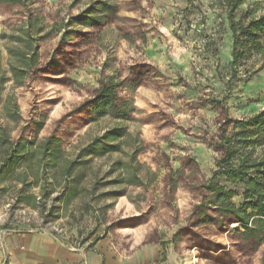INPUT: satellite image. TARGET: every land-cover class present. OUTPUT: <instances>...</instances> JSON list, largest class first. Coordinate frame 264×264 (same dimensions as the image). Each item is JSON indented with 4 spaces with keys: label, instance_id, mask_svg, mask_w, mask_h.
<instances>
[{
    "label": "rangeland",
    "instance_id": "rangeland-1",
    "mask_svg": "<svg viewBox=\"0 0 264 264\" xmlns=\"http://www.w3.org/2000/svg\"><path fill=\"white\" fill-rule=\"evenodd\" d=\"M99 1L0 2V130L11 141L34 140L27 170H36V145L47 136L74 159L109 128L127 133L118 150L76 158L66 181L26 187L36 198L45 188L43 213L14 203L20 184L12 178L3 184L0 264L15 261L12 248L23 237L71 250L96 237L118 246L158 243L177 264H264V242L255 247L236 224L196 225L193 211L220 129L264 108V28H248L264 14V0H242L236 9L221 0H104L111 13ZM82 13L98 24L74 22ZM23 29L41 37L38 63L15 85L9 65ZM112 74L123 82L118 98L132 103L131 117L90 121L82 104ZM8 97L18 118L4 109Z\"/></svg>",
    "mask_w": 264,
    "mask_h": 264
},
{
    "label": "trees",
    "instance_id": "trees-1",
    "mask_svg": "<svg viewBox=\"0 0 264 264\" xmlns=\"http://www.w3.org/2000/svg\"><path fill=\"white\" fill-rule=\"evenodd\" d=\"M5 1L15 0H0V2ZM221 1L230 6V9H236L242 2V0ZM98 4L102 12L115 11V7L104 0L99 1ZM89 10L87 13L91 14L97 9ZM72 19L78 24L90 27L98 24L95 17L83 13ZM253 27L264 28V14L249 21L248 28L253 30ZM33 34L30 30L23 29L15 37L20 46L11 53L18 60L16 64L9 65L15 85H20L27 70L38 63L37 40L41 37L36 38ZM5 80L6 78L0 75V91ZM122 85L123 82L114 74L100 79L92 98L82 104V108L89 111L90 121L107 115L122 121L130 119L133 112L132 103L118 98ZM10 100L8 97L4 109L9 117L18 118L16 103L10 105ZM126 135V129L122 126L109 128L81 147L74 159L64 157L59 149L58 140L53 135L47 136L36 145L37 167L32 172L23 164L34 152L30 150L34 140L11 141L1 129L0 190L6 189L3 184L12 178L20 184L14 195V203L27 204L43 213L44 198L47 196L45 188L43 187L40 197L36 198L26 187L37 181L45 185H53L58 176L66 181L78 162L76 158L101 156L118 150V142ZM213 146L217 157L209 177L201 186L200 201L193 209L195 224H218L224 227L236 224L237 228L234 230L257 247L264 242V108L248 117L230 121V125L228 123L226 127L220 129ZM28 178L32 181H28ZM176 186V182H172V187ZM57 199L53 197L49 200L48 211ZM100 239L101 237H96L92 243Z\"/></svg>",
    "mask_w": 264,
    "mask_h": 264
},
{
    "label": "crops",
    "instance_id": "crops-1",
    "mask_svg": "<svg viewBox=\"0 0 264 264\" xmlns=\"http://www.w3.org/2000/svg\"><path fill=\"white\" fill-rule=\"evenodd\" d=\"M22 240L20 248H12L18 255L12 264H177L171 249L158 243L118 246L102 238L85 250H71L41 238Z\"/></svg>",
    "mask_w": 264,
    "mask_h": 264
}]
</instances>
